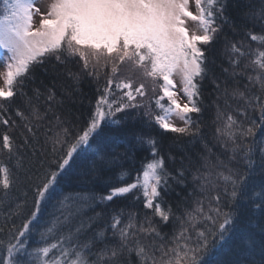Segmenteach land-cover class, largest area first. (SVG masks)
<instances>
[{"label": "snow or ice", "instance_id": "snow-or-ice-1", "mask_svg": "<svg viewBox=\"0 0 264 264\" xmlns=\"http://www.w3.org/2000/svg\"><path fill=\"white\" fill-rule=\"evenodd\" d=\"M252 19L262 22L260 34L247 30ZM225 25L245 29L259 47L225 37L229 67L217 74L212 52ZM0 50V264H264V0L258 12L246 0H0ZM74 63L104 78L83 120L67 107L80 91ZM38 68L49 83L36 84ZM60 80L71 84L58 95ZM208 107L215 108L212 140L192 118ZM156 129L202 149L193 159L177 145L179 167L169 171L167 161L177 158L164 153ZM217 146L231 152L226 161ZM136 150L151 159L132 179L121 161ZM86 160L91 167L77 171ZM98 165L120 168L106 193L65 190L66 179L83 185ZM173 183L192 185L187 196L177 193L175 209L165 200ZM129 196H142L151 216L95 212ZM241 202L259 218L241 226ZM86 207L95 215L78 219ZM170 221L169 237L162 227ZM229 243L232 258L223 260Z\"/></svg>", "mask_w": 264, "mask_h": 264}, {"label": "trees", "instance_id": "trees-1", "mask_svg": "<svg viewBox=\"0 0 264 264\" xmlns=\"http://www.w3.org/2000/svg\"><path fill=\"white\" fill-rule=\"evenodd\" d=\"M246 2H250L253 5L254 11H259L260 9V0H246ZM234 17L236 16L235 11H232L231 13ZM240 21L237 19V23ZM262 22L259 19H252L246 22V28L247 30H251L257 34H260V24ZM245 29L243 28H236L233 29L230 25L224 26V31L221 33L219 42L215 45L214 50L212 52V56L215 58L216 61V68L215 71L217 74L220 73V65H223V67L228 68L229 65L227 63V55L225 54L224 49V39L227 37L228 40L233 42H240L243 41L245 49L251 48L253 50L257 49L259 47L257 42L251 41L249 37H246L244 35ZM247 59H251V57H248ZM246 62V61H242ZM48 65H46L47 67ZM72 70L74 72H80L81 79L79 83V89L80 91L76 93L74 97V103L67 105V107H70L72 109V112L74 114V118L76 116L80 117L81 120L85 119L87 117L88 111L91 106L95 105L96 100L98 99L99 95L103 92V85H104V78L103 74H101L99 81L93 76L88 75L86 72H81L80 65L73 64ZM51 71V70H50ZM231 71V69H230ZM36 84L39 85L40 79H43L44 82L47 84L50 82L52 77L50 75H45L41 69H36ZM237 79H240L237 77ZM58 83V95L59 91L62 89V87L66 84H71V81L67 80H60ZM241 86L243 84L248 83L246 79H240ZM97 89L100 91L98 92ZM212 91V84L210 80H205L203 84V99L205 105H210L212 99H214L213 96H209V93ZM153 109L155 110V105L153 102ZM252 119L259 120V112H255L251 114ZM194 120H198L201 123V128L208 140H212V133L214 132V125L213 120L215 118V108L214 107H208L202 116L197 117L195 114H193L192 117ZM47 124V121H45V125ZM3 130V127L0 126V131ZM154 135L157 136L158 139H160L164 146V153L167 154L169 151H171L172 155L176 156V162H173L171 160L167 161V167L169 171H174L175 168L179 167V158L181 155L180 148L177 146H183L187 150V155L192 156L193 159H195V156L197 153H199L202 149V145L199 143L192 145L188 143L187 137L184 138H177L175 134L173 133H162L159 129L154 130ZM38 136L40 137V140H43V136L38 133ZM214 142V141H213ZM39 147V145H37ZM122 151V149H121ZM214 152H216L217 155L220 156V159L227 160L228 156L231 155V152L228 151L226 154L222 155L225 150L219 146L217 148L213 149ZM134 159L131 161H121L124 168L128 169L131 172L132 179H135L137 170L141 168V165L146 163L147 160L151 159V156L149 155L148 151L146 150H136L134 152ZM258 160V157H257ZM27 163V161H25ZM92 161L86 160V161H80L78 162L77 171L87 170L89 167H91ZM98 167H101L98 165ZM120 173V168L118 167H112L111 170H109L108 166H102L101 170L94 173L87 183L83 185H77L74 183L72 179H66L64 181V188L66 191H72V192H79L83 194H95L97 196L102 195L106 193L107 188L111 185L117 184V178ZM257 180L260 179L259 176L256 177ZM191 180V176H189V181ZM128 182H131L129 180ZM192 185L189 184V187L187 189L172 184L171 189L169 190L168 194L165 197V200L173 206V209H175L177 201L180 200V197L177 196V193H180L181 196H187V193L191 191ZM140 195V194H137ZM21 198H23L21 193ZM189 201L193 199V197H188ZM28 203L29 207H33L32 204V197L31 194H29L28 197ZM107 207L109 211L111 209H123L125 214L128 212H138L140 214L141 219L144 215L151 216L150 211L144 209L143 207V197L141 196L140 199H135L133 196H129L126 199H118L115 200L113 203L109 205H97L95 206V212H101L103 208ZM51 206L42 208L41 215L42 218L47 220L50 217V214L52 212ZM95 212L89 210L87 207L84 208L81 212V215L78 217V219L87 221L89 217H92L95 215ZM260 216V213L258 210L250 209L245 202H241L240 204V217L238 220V223L242 226L244 225L249 217H252L253 219H258ZM3 213H0V223L3 222ZM156 221L158 222V218H156ZM17 225L21 223L19 219L16 220ZM173 223L174 221H170L166 226L162 227V233L167 234L169 237L172 235L173 232ZM97 228L102 227L101 224L96 225ZM65 232H67V229H64ZM5 237L0 235V239H4ZM32 239H38V237L34 236ZM35 246V245H33ZM234 243H229L224 246V251L221 253V259L223 260H229L232 258L230 249L234 248ZM133 260L135 261V257L133 256Z\"/></svg>", "mask_w": 264, "mask_h": 264}, {"label": "rangeland", "instance_id": "rangeland-1", "mask_svg": "<svg viewBox=\"0 0 264 264\" xmlns=\"http://www.w3.org/2000/svg\"><path fill=\"white\" fill-rule=\"evenodd\" d=\"M43 2L46 4L48 2V0H43ZM192 10L195 11L194 7L192 8ZM2 55H3V50H0V58H2ZM2 70H3V66H2V64H0V71H2ZM0 84H3L2 80H0ZM180 102L183 103L184 100L181 99ZM176 123L181 124L182 122L177 120Z\"/></svg>", "mask_w": 264, "mask_h": 264}]
</instances>
